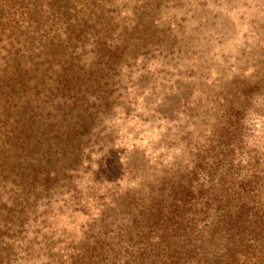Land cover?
Instances as JSON below:
<instances>
[{"label": "trees", "instance_id": "obj_1", "mask_svg": "<svg viewBox=\"0 0 264 264\" xmlns=\"http://www.w3.org/2000/svg\"><path fill=\"white\" fill-rule=\"evenodd\" d=\"M105 7L0 0V264H264V140L248 121L264 99V9L235 69L190 64L150 108L177 124L160 141L182 142L153 158L106 125L129 95L118 59L133 37Z\"/></svg>", "mask_w": 264, "mask_h": 264}, {"label": "rangeland", "instance_id": "obj_2", "mask_svg": "<svg viewBox=\"0 0 264 264\" xmlns=\"http://www.w3.org/2000/svg\"><path fill=\"white\" fill-rule=\"evenodd\" d=\"M227 1L218 4L212 0H106L107 20H112L116 30L125 31L127 38L129 34L133 37L124 55L117 58L123 67L120 82L126 85L129 95L126 100H117L119 107L111 111V119L106 123L114 131L116 146L146 149L153 158L168 151L166 158L181 155L179 137L160 141L165 133L175 135L177 124L151 118L147 113L159 104L162 95H173L171 89H176V81L187 83L186 66L191 64V71L196 72L209 70L214 78L216 69H235L236 58L245 57L255 47L256 39L248 31V24L256 13H262L261 0H246V5L239 1L237 7H231ZM235 72L227 71L229 75ZM195 82L194 87L199 89V81ZM124 105L130 109L128 114ZM249 113L248 121L255 124L257 142L264 140V99L254 100ZM165 144L172 145L169 148Z\"/></svg>", "mask_w": 264, "mask_h": 264}]
</instances>
